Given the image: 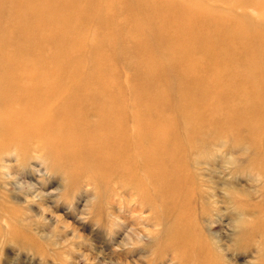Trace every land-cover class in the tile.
Returning a JSON list of instances; mask_svg holds the SVG:
<instances>
[{"label": "bare ground", "instance_id": "6f19581e", "mask_svg": "<svg viewBox=\"0 0 264 264\" xmlns=\"http://www.w3.org/2000/svg\"><path fill=\"white\" fill-rule=\"evenodd\" d=\"M199 119L264 154V0H0V157L37 150L99 201L121 165L181 264L215 258L191 219L208 215V180L184 159Z\"/></svg>", "mask_w": 264, "mask_h": 264}, {"label": "rangeland", "instance_id": "374dc122", "mask_svg": "<svg viewBox=\"0 0 264 264\" xmlns=\"http://www.w3.org/2000/svg\"><path fill=\"white\" fill-rule=\"evenodd\" d=\"M128 73L118 71L124 83ZM200 123L204 133L193 130V141L200 144L184 159L197 163L199 178L208 180L197 189L209 192L208 215L191 219L202 226L215 258L198 255L191 264H264V173L257 170L264 168V154L249 144L245 131ZM174 129L181 134L180 126ZM25 153V160L0 157V264H181L177 251L161 252L153 244L147 232L159 227L139 220L149 212L138 211L139 198L121 165L108 168L120 174L99 201L86 173L76 179L51 170L41 152Z\"/></svg>", "mask_w": 264, "mask_h": 264}]
</instances>
